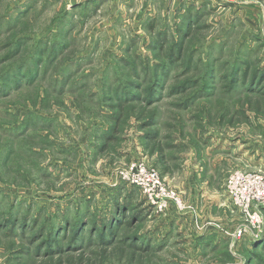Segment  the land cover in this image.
<instances>
[{
  "label": "rangeland",
  "instance_id": "1",
  "mask_svg": "<svg viewBox=\"0 0 264 264\" xmlns=\"http://www.w3.org/2000/svg\"><path fill=\"white\" fill-rule=\"evenodd\" d=\"M179 2L187 7L181 18L170 12ZM186 23L191 32L177 52ZM60 42L66 49L51 56ZM40 50L41 67L31 70ZM170 54L179 61L158 73L152 106L125 107L114 122L86 98L103 86L120 92L129 80L143 98ZM245 59L264 66V0H0V222L12 217L14 225L0 226V264H245L252 243L264 239V211L259 239L233 238L249 225L225 182L234 171L264 173V96L241 80L226 92L219 75ZM205 81L210 94L198 92ZM183 83L194 93L184 108L185 94L172 91ZM109 125L113 133L97 140ZM141 165L182 209L171 201L159 211L125 180ZM115 201L135 219L99 244ZM195 218L226 242L196 246ZM80 220L89 244L43 256L50 232L64 245ZM131 236L145 245L131 247ZM35 249L36 260H24ZM258 250L254 264H264V245Z\"/></svg>",
  "mask_w": 264,
  "mask_h": 264
},
{
  "label": "trees",
  "instance_id": "2",
  "mask_svg": "<svg viewBox=\"0 0 264 264\" xmlns=\"http://www.w3.org/2000/svg\"><path fill=\"white\" fill-rule=\"evenodd\" d=\"M186 27L188 28L187 31L186 32L182 31L180 41H177V44H178L177 52H181L183 50V48H182L183 44H181L182 39H184L185 37H188L189 33L191 32L190 27L188 25H186ZM56 44L54 43L53 46L51 47L52 48L51 54H50L51 56H54L53 55L54 54V52H53L54 47L56 48V52H58V50H59L61 53H63L61 51L62 49H63V51L66 49L65 48L66 45H62L63 43L61 44V42H60L58 45H56ZM152 44H154L153 45V51L154 52L158 51V49H157L158 44L155 45L156 42H153ZM173 51H174V49H173ZM42 53H43V51L40 50L38 52V54L36 55L37 61L33 62V64H32L33 68H31V70L32 69L37 70L41 67V64H38V62L41 59L39 57V55H41ZM50 55H49V57H50ZM178 61H179L178 56H173L172 54H170L165 63H163V64L158 63L155 66V71L153 72V75H152L153 79L151 80L152 82H151L149 88H147L146 90L145 89L143 90V94H142L143 98L141 97L140 94H138L137 82L129 80L124 84V86H122L120 92H118L116 90V93L115 92L112 93V92H110L111 88H105L104 86L101 87L100 91H102V92L105 91V93H104V97L100 100V102H97V103L99 105H101V107L102 106L108 107L112 112L114 111V109L122 110L123 108L128 107V106H131L134 108V106H137L139 104L141 106L143 105L144 107L152 106L153 104H155L157 102L155 99H157L158 95L160 94L159 92H157L156 86L161 84L162 77H160L158 73H164L165 70H167V68H170L171 65L177 64ZM251 66L252 65L250 64L248 59H245L244 62L243 61L239 62V63L236 62L234 64V66L232 67L229 75H224V74L219 73V75L221 76L222 84H223V85L221 84V86H224L223 90L226 92L232 93L233 92L232 90H234L236 83L239 80H241V83L242 84L244 83V85H245L244 88H245V90H247V92H250V93L253 92L256 95H263L264 96V66L261 68H259V66H254V67L253 66L251 67ZM210 68L211 69H210L208 75L211 77V79H213L214 78L213 77L214 72L212 69L213 67H210ZM68 76H69V74H68ZM68 76H66V77H68ZM103 79H104L103 81L105 83V81H106L105 77H103ZM207 82H209V81H205L203 88L200 89L198 92H200V93L204 92V94L212 93L211 89L214 87V85L209 84ZM186 85H188V84L183 83V85H181L179 87L177 86V88H175V90L174 89L172 90L173 92L178 91L177 94L179 93V95H181V93L185 94L184 98H183L184 102L180 105L183 108L187 104L190 103L191 98H193V96H194V93L187 94ZM79 88H81V85ZM107 98L109 99L108 101H106ZM153 99H154V101H152ZM141 101H143L144 103H141ZM91 102L95 103L94 99H91ZM136 102L138 104L134 105ZM128 104H130V105H128ZM152 116H153V114L150 115V118L143 125H145L146 127L152 126L151 125L152 121H153ZM115 119H117V118H115ZM113 121L115 122L114 119H113ZM113 128H111L110 131L111 130L113 131L115 129V128L114 129ZM150 133H151L150 131H147L146 137H149ZM116 203H117V201H115L113 204L116 207L114 213H112L110 216H107V218L105 220H103V222H101L102 223L101 224L102 225V228H101L102 232L98 235V239L101 242L99 244H103V243L105 244L106 242H108V240H111V238H112L111 236H114V233H112V232L114 231L115 226L116 227L117 226L118 227L124 226L127 223H129L128 221H130V220L133 221L135 219V218H133V215H130L131 217H129V215L128 216L126 215L128 212H130L129 211L130 207H125V206L120 207L119 205L116 206ZM120 203L121 202H119V204ZM262 211H264V209ZM5 220H6L5 223L0 222V226H3V228H5V230H10L12 227H14L12 217H11V219L6 218ZM81 222H82L81 220L77 221L73 225L74 226L73 233L70 236V238L68 239L67 243H65L64 245L57 242V240L54 239V235L56 232L55 233L50 232L48 234V236L46 237L45 242L43 243V246H45V247L47 246L44 250L43 256L45 255L46 257H48V255L53 256V254L60 255V254H64V252H66V254H69L68 252L70 251L71 248H76V247H79L80 245H81L80 247H83V246H86L87 244H89L87 242H83L81 234L78 233V232L82 231L81 226H82V223H84V222H82V223ZM65 225H64V227H65ZM70 227H71V225H70ZM130 240H131V244H132V245H130L131 247L134 246L137 248L138 246H144L145 245L144 244V238L137 239L135 236H131ZM263 242H264V239L260 243H252V246L250 247L251 252H249L250 256H249V258H247L245 264H254L255 260H258V258L260 257L259 253H258L259 252L258 249L264 245ZM35 250L36 251H34V253L32 251L30 253L26 252V254H25L26 258L25 259H24V257H22V254H20V256L16 259H24V260L27 259L28 260V258L33 257L36 260L37 257H35V255L37 253V249H35ZM16 263H21V261L16 262Z\"/></svg>",
  "mask_w": 264,
  "mask_h": 264
},
{
  "label": "built area",
  "instance_id": "3",
  "mask_svg": "<svg viewBox=\"0 0 264 264\" xmlns=\"http://www.w3.org/2000/svg\"><path fill=\"white\" fill-rule=\"evenodd\" d=\"M125 178L132 185L139 187L148 197L151 205L156 206L159 211L166 209L168 202L171 201L178 208H183L176 193L166 189L158 175L156 173L149 174L143 165L138 166L134 175H128ZM225 187L231 203L242 211L249 225V228L241 227L236 230L232 237L241 239L249 233L255 232L257 235L252 236V239H259L258 232L263 225L261 211L264 209V173L261 171H234L226 180Z\"/></svg>",
  "mask_w": 264,
  "mask_h": 264
},
{
  "label": "crops",
  "instance_id": "4",
  "mask_svg": "<svg viewBox=\"0 0 264 264\" xmlns=\"http://www.w3.org/2000/svg\"><path fill=\"white\" fill-rule=\"evenodd\" d=\"M180 3L181 2L177 3V5H175V7L173 8V10L170 11L173 15L178 16V18H181V15L183 16L184 14H186L185 8H187L186 7V3H182L181 5H180ZM215 6H217V4H215ZM210 10H212V11H210ZM210 12H211V14H213L214 13L213 9H210L209 8V11L207 12V14L210 13ZM145 16H147V15H145ZM230 18H231V20L232 19L234 20V17L233 16H231ZM153 19L154 18H152V19L151 18H149V19L146 18V19L143 20V16H141L140 17V22L145 23L146 21H149V23H150V22H152L151 20H153ZM231 20L225 24L226 26L229 27V29H230V23L233 22V20L232 21ZM180 24H181V21H180ZM186 25H187V23H186ZM110 63H111V60H110ZM99 79H101V78H99ZM103 80L104 79L102 78L101 81L103 82ZM104 93H105V91L102 92L100 90L99 91L98 90H94V91L92 90V91H89L88 96H86V98L88 99V97H89L90 99H94V102L97 103V102H100V100L104 97ZM108 109H109L108 107L104 106V107H100V110L99 111L101 113L102 112L105 113V116L106 117L111 118V119H114L115 122H117L118 121L119 111L120 110L114 109V112H111V110L110 109L108 110ZM115 118H117V119H115ZM113 127L112 126L107 127V130L105 129L103 131V133H102V136L101 137H97L98 138L97 140L100 141L102 139H105L106 137H109L113 133L112 130L110 131V129L113 128ZM146 133H147V130H146ZM146 133H143V134H146ZM143 134L142 135L139 134L137 137H139V140H140V142H142V144H144V145L146 144L147 145V141H146L147 138ZM95 148L96 149H100V147H95ZM194 220L196 222V226L195 227H196V229L199 230V228H200L199 227L200 226L199 225V221L197 220V218H195ZM199 231H201V232L200 233H197V234H194V235H191V236H194L195 237V244H196V246L200 247V249H204V248L210 247L211 249L214 250L216 248V245H220V242L221 241H225L226 242L225 237H223V235L219 234L216 231H213V230H210V229H208V230L205 229L204 231L199 230Z\"/></svg>",
  "mask_w": 264,
  "mask_h": 264
}]
</instances>
